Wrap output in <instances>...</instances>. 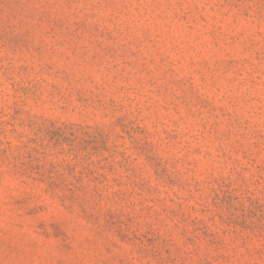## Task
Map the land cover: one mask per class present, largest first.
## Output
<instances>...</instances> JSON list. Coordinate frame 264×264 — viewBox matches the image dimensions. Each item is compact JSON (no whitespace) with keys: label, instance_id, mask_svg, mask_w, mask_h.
Segmentation results:
<instances>
[{"label":"rangeland","instance_id":"374dc122","mask_svg":"<svg viewBox=\"0 0 264 264\" xmlns=\"http://www.w3.org/2000/svg\"><path fill=\"white\" fill-rule=\"evenodd\" d=\"M0 264H264V0H0Z\"/></svg>","mask_w":264,"mask_h":264}]
</instances>
